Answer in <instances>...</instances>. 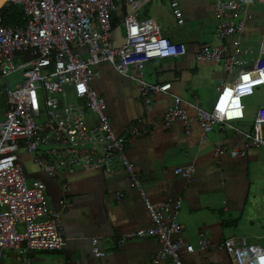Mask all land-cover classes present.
Here are the masks:
<instances>
[{
	"label": "built area",
	"instance_id": "1",
	"mask_svg": "<svg viewBox=\"0 0 264 264\" xmlns=\"http://www.w3.org/2000/svg\"><path fill=\"white\" fill-rule=\"evenodd\" d=\"M159 1L8 0L0 8H20L23 14L22 25L9 27L3 25L0 13V264L4 251H12L17 262L32 264L34 253L59 252L65 247L60 215L48 210L42 181L28 185L20 154L49 179L79 170L107 175L125 172L130 187L139 191L150 219L147 229L129 239L156 240L161 248L153 258L154 264H184V255L193 252L182 238L183 227L177 219L180 201L160 209L153 207L126 157L132 140L147 134V130L131 126L116 135L105 101L90 87L98 74L96 69L108 65L118 75L136 81L146 113L152 106L151 97L169 90L170 85L142 81L148 63L179 59L187 53L184 44L173 43L162 34L154 19L138 18L140 10ZM165 1L177 25H183L177 0ZM250 3L215 0L218 44L201 47L195 59L218 64L226 79L208 111L201 109L194 98L190 115L183 101L174 97L163 117L166 125L178 121L188 135L196 123L206 134L215 127L233 129L232 124L245 118L244 99L264 88L263 53L253 56L241 47L245 21L251 17ZM121 11L122 42L116 44L111 22ZM17 55L26 57V61L14 67ZM17 71H22V81L14 88H2V79ZM68 88L72 103L67 101ZM89 116L96 121L90 122ZM263 125L264 107L256 111L251 133L246 136L250 147L264 148ZM223 153L224 149L217 147L214 155ZM228 153L235 159L246 157L247 151L234 148ZM192 169H176L175 174L189 180ZM18 226H22V233L17 232ZM92 245L94 256L104 257L95 240ZM223 245L230 264H264V246L251 243L249 237H231ZM199 247L204 250L206 241L201 239Z\"/></svg>",
	"mask_w": 264,
	"mask_h": 264
},
{
	"label": "crops",
	"instance_id": "2",
	"mask_svg": "<svg viewBox=\"0 0 264 264\" xmlns=\"http://www.w3.org/2000/svg\"><path fill=\"white\" fill-rule=\"evenodd\" d=\"M177 2L183 25H177L165 0L153 2L138 13L139 19H154L167 39L182 43L187 49L182 58L150 62L145 66L143 83L170 85L167 92L151 97L148 113L139 98L136 81L118 75L108 65L96 69L98 74L90 87L105 101L106 114L116 135L131 126L147 130V134L132 140L126 157L134 165L141 191L153 207L160 209L180 201L177 219L183 227L182 238L193 247L191 254L184 255V264H230L223 242L234 236L224 227V222L244 205L252 173L258 169L257 165L264 164V148H252L246 139L256 111L264 107V88L244 99L245 118L232 124L233 129L215 127L203 134L195 123L187 135L178 121L166 125L163 117L174 97L183 101L190 115L194 98L201 109L208 111L220 83L226 79L218 64L195 59L201 47L218 44L215 0ZM248 11L251 17L245 21L241 47L253 56L258 52L264 56V0H251ZM121 16L122 11L116 16L118 25L112 34L116 44L122 42ZM164 17L169 20L168 25L157 22ZM65 91L67 98L73 100L71 90ZM2 112L0 103V115ZM89 120L94 122L96 118L89 116ZM262 130L264 134V125ZM217 147L224 149L219 157L214 155ZM234 148L246 150V157L231 158L228 151ZM19 157L27 182L44 183L48 210L59 213L65 240V247L59 252L34 253L32 264H154L160 244L154 239H129L137 231L147 229L150 219L139 191L130 187L125 172L107 175L101 171L79 170L49 179L24 155ZM188 167L193 168L189 180L175 174L176 169ZM259 238L264 241V237ZM201 239L206 241L204 250L199 247ZM93 240L104 257L94 256ZM11 253L12 264H23Z\"/></svg>",
	"mask_w": 264,
	"mask_h": 264
},
{
	"label": "rangeland",
	"instance_id": "3",
	"mask_svg": "<svg viewBox=\"0 0 264 264\" xmlns=\"http://www.w3.org/2000/svg\"><path fill=\"white\" fill-rule=\"evenodd\" d=\"M149 7V6H148ZM147 8V7H146ZM162 20V21H161ZM158 20L157 22L161 25L163 23L168 25L169 20L166 17ZM122 30V24L119 25ZM26 61V57H22L17 55L16 60L14 61V67L19 66L20 64ZM22 81V71H17L11 75L4 77L1 81L2 88H14L17 84ZM139 88V87H138ZM214 96V89L212 90V97ZM69 103H72V100L67 99ZM259 104L257 102V110ZM210 110V109H209ZM2 115H0V122L3 120ZM19 152L18 154H20ZM22 163V160H20ZM264 163V162H262ZM24 167V166H23ZM257 170L252 173V178L250 181V192L245 200L243 206L239 208L238 211L231 214L230 218L226 219V221H234V226L231 225L230 231L231 235L234 237H245L249 236L251 239V243L258 244L264 246V241H262L259 237H264V164L257 165ZM30 186L31 184L28 183ZM231 224V223H230ZM17 232L22 233V226L17 227ZM7 252V253H6ZM12 251H4L2 253V257H6L2 262V264H12Z\"/></svg>",
	"mask_w": 264,
	"mask_h": 264
},
{
	"label": "trees",
	"instance_id": "4",
	"mask_svg": "<svg viewBox=\"0 0 264 264\" xmlns=\"http://www.w3.org/2000/svg\"><path fill=\"white\" fill-rule=\"evenodd\" d=\"M1 11H0V13L2 15V20H3L4 26L14 27V26H20L23 24V14H22V11L20 8L15 7L9 11H6V10H3L2 12ZM122 14H123V11H122ZM115 19H116V17H114L112 19V22H111L112 29H114L115 26L118 25V21ZM233 222L234 221L224 222V227L225 228L227 227L230 229L231 225L234 226V224H235Z\"/></svg>",
	"mask_w": 264,
	"mask_h": 264
},
{
	"label": "water",
	"instance_id": "5",
	"mask_svg": "<svg viewBox=\"0 0 264 264\" xmlns=\"http://www.w3.org/2000/svg\"><path fill=\"white\" fill-rule=\"evenodd\" d=\"M7 2L8 0H0V8L3 7Z\"/></svg>",
	"mask_w": 264,
	"mask_h": 264
}]
</instances>
